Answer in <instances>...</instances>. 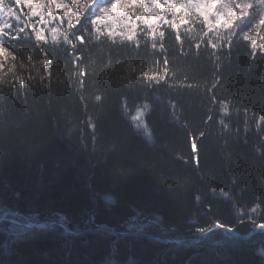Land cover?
Instances as JSON below:
<instances>
[{"label": "trees", "instance_id": "16d2710c", "mask_svg": "<svg viewBox=\"0 0 264 264\" xmlns=\"http://www.w3.org/2000/svg\"><path fill=\"white\" fill-rule=\"evenodd\" d=\"M11 7L20 19L4 28V47L16 59L6 56L0 70L11 81L0 84V211L63 220L72 229L91 223L185 240L218 224L248 234L264 223V52L253 53L239 35L230 47L213 49L215 41L202 38L207 27L195 12L185 17L187 24H180L183 13L169 16L178 29L161 21L162 41H153L142 22H136L135 41H113L90 35L95 27L87 13L80 23L73 17L69 28L71 13L64 16L63 9L46 26L39 17L28 20L26 4ZM57 25L76 48L62 37L51 40L47 28ZM21 27L25 31L18 33ZM33 27L45 28L47 40L37 42ZM45 58L51 61L47 68ZM138 110L143 115L137 124L132 117ZM135 219L144 223L130 226ZM109 260L264 264V230L247 241L219 231L183 247L102 231L57 240L52 230L0 224V264Z\"/></svg>", "mask_w": 264, "mask_h": 264}, {"label": "snow or ice", "instance_id": "6c2138e0", "mask_svg": "<svg viewBox=\"0 0 264 264\" xmlns=\"http://www.w3.org/2000/svg\"><path fill=\"white\" fill-rule=\"evenodd\" d=\"M12 3L26 4L28 20L32 21L33 17H39V22L46 26L56 19L54 13L57 9H63L64 16H69V13H71L68 19L69 28L74 27L73 17L76 19V23H80L82 14L87 13L85 18L95 27L94 33H90V35H94L96 40H100L102 36H107L113 41L116 36H120L121 40L135 41L137 25L134 19L141 21L143 25L150 29L153 41L157 37L162 41L164 32L159 30L161 21L164 24H169L174 29L179 28V24L175 20L169 21L165 18V9L169 10L174 17L177 13H183V16L179 18L180 24H187L188 20L185 17L195 12L202 18V23L207 27V31L203 32L202 38L208 37L210 42L215 41L211 43L213 49L220 48L225 43L230 47L233 43V37L239 35L242 39L251 42L253 53L257 50L264 52V0H187V2L179 0V3L177 0H68L67 3L64 0H12ZM69 4L75 7V12L72 11ZM45 8L47 9L46 14H42ZM89 9H92V11L89 12ZM45 15L49 19L46 20ZM6 17L20 19V16L6 3V0H0V70L4 67L6 56H10L13 60L16 59L4 47V37L7 35L4 27H12L11 24H6ZM100 24H104L107 31H101ZM117 27L123 28L124 31L116 32ZM17 31L23 33L25 29L21 27ZM47 31L51 34L53 42L59 43L62 37L63 41L71 45L72 48L77 47V44L73 43V39L69 38V32L67 30L61 31L59 25L47 28ZM81 31L88 32L89 30L87 27H82ZM33 32L37 42L47 40L45 28L37 29L33 27ZM210 32L212 36H209ZM72 36L80 44L85 42V36L82 34L72 33ZM193 38L195 39V35ZM177 39H179V36H177ZM257 41H259V44ZM156 46V43L153 42L152 47L156 48ZM160 48L163 49L162 43ZM45 57H47V53H45ZM28 59L31 60L32 57L29 56ZM41 63L47 68L51 61L45 58ZM164 63L167 64L168 61L165 60ZM21 67H24V65L21 64ZM13 68H15L14 64L8 71L12 72ZM5 75L0 74V84L11 83V81L5 79ZM37 75H40L39 71H37ZM15 79L19 81L20 85L25 84L22 76H15ZM149 79L157 78L149 77ZM162 79V76L159 77L157 83ZM96 99L99 100L100 97L97 96ZM222 107L224 113L227 114L229 111L228 106L225 104ZM142 115L143 111L138 110L137 115L133 116L132 119L139 120ZM260 121L264 122V116L260 117ZM220 123L224 124V121L221 120ZM200 135H203V133H200ZM191 148L194 152L197 150L195 139L191 142ZM252 211L255 212L256 209L253 208ZM257 226L264 229V223Z\"/></svg>", "mask_w": 264, "mask_h": 264}, {"label": "bare ground", "instance_id": "6f19581e", "mask_svg": "<svg viewBox=\"0 0 264 264\" xmlns=\"http://www.w3.org/2000/svg\"><path fill=\"white\" fill-rule=\"evenodd\" d=\"M13 220H16L18 223L14 222ZM2 223L11 224V226H13V227L15 226L18 231H20V228H21L19 226V223L25 229H27V230L35 229V231L40 230L39 227L45 225L46 227H42L41 230H52V231H54L55 236L57 235V240L62 239V238L67 239L70 237H76V236H79L80 234H85L88 231H102V232H104V233H106L112 237H116V238H127V237L135 236V237H142V238H145L147 240L152 239L151 241L159 242V243H163L165 241H159V240H154V239L171 238L174 240L178 239V241H181L183 243H191V244H181L180 246H183V247H189V246L196 244L195 243L196 237L192 238L190 240H185V239H181V238H175L171 235H164V236L154 235V233L149 231V230H147V232L146 231H140V230L132 231L131 227H127L123 230H114L112 228H109L106 225H97V224L92 225L91 223H89V224H87V227H83V228H79V229L78 228L72 229L63 220L44 221V220H41L39 218H35L34 216H27V215L23 214L22 212L16 211L15 209H8V208L0 211V224H2ZM138 223H144V222H142V220L140 222L139 220L135 219V220L129 222V225L132 226V225H135ZM147 223L153 224V225L159 224V222H157L155 220H151L150 222H147ZM210 229H212V228H210ZM231 229L234 230L235 232H239V231L235 230L234 228H231ZM206 231H208V230H206ZM8 235L12 236L13 234L9 233ZM8 238H10V237H8ZM236 239H241V238L236 237ZM241 240H245V239H241ZM245 241H247V240H245ZM166 242L172 243V245L177 246L176 244H173V242H171V241H166ZM114 262H116V261L114 260ZM114 262L110 261V260H109V262L107 261L108 264H114Z\"/></svg>", "mask_w": 264, "mask_h": 264}, {"label": "water", "instance_id": "95a60500", "mask_svg": "<svg viewBox=\"0 0 264 264\" xmlns=\"http://www.w3.org/2000/svg\"><path fill=\"white\" fill-rule=\"evenodd\" d=\"M43 227H46V226L44 225ZM219 229L227 230V231H229L230 233H232V234H233L235 237H237V238L248 239V238H250L252 235H254V234L256 233V231H257V229H258V226H256V227L250 232V234H248V235H242V234H240V233H238V232H235L234 230H232L231 228H229V227H227V226H216L215 228H212V229H210V230L204 232L200 237L207 236V235H209V234H211V233L216 232V231L219 230ZM114 233H115V232H114ZM156 240H159V241H171V242H173V243H175V244H178V245H181V244H191V243H183V242H181V241L174 240V239H171V238H165V239H164V238H161V239H156ZM195 241H197V240H195ZM195 241H194V242H195ZM192 243H193V242H192Z\"/></svg>", "mask_w": 264, "mask_h": 264}, {"label": "rangeland", "instance_id": "374dc122", "mask_svg": "<svg viewBox=\"0 0 264 264\" xmlns=\"http://www.w3.org/2000/svg\"><path fill=\"white\" fill-rule=\"evenodd\" d=\"M177 2L179 3V0H177ZM185 2H187V0H185ZM7 4H9L10 6H13V3H12V0H9V2H6ZM14 9V8H13ZM14 11H16L15 9H14ZM46 11V8L45 9H43V11H42V13H44ZM17 13V12H16ZM182 13H177L176 15H175V17L172 15V13L169 11V10H167V9H165V18L167 19V20H169L168 19V17L169 16H171V18L172 17H174V18H176V17H179L180 15H181ZM134 19V18H133ZM13 20H16L17 21V19L15 18V17H6L5 18V22H6V24H12L13 23ZM134 22L136 23V22H141V21H138V20H135L134 19ZM136 25H137V23H136ZM61 30H63V29H61ZM50 34V33H49ZM51 35V34H50ZM141 119H142V117L139 119V120H137V124L138 123H140L141 122ZM141 126V125H140ZM142 127V126H141ZM13 221H15V222H17L16 220H13ZM18 223V222H17ZM20 224V223H19ZM261 224V223H260ZM258 225V224H257ZM256 225V226H257ZM21 227H23V226H21ZM228 227V226H227ZM230 228V227H229ZM261 231L262 230H259V233H261Z\"/></svg>", "mask_w": 264, "mask_h": 264}]
</instances>
